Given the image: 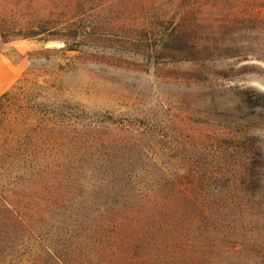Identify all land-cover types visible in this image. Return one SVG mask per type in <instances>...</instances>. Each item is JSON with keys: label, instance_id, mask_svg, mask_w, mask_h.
Returning <instances> with one entry per match:
<instances>
[{"label": "rangeland", "instance_id": "374dc122", "mask_svg": "<svg viewBox=\"0 0 264 264\" xmlns=\"http://www.w3.org/2000/svg\"><path fill=\"white\" fill-rule=\"evenodd\" d=\"M172 22L202 41L198 58L157 36ZM74 28L69 46L0 36V94L45 81L69 111L66 156L14 201L22 223L0 216V264H196L176 187L264 143V0H119Z\"/></svg>", "mask_w": 264, "mask_h": 264}, {"label": "trees", "instance_id": "16d2710c", "mask_svg": "<svg viewBox=\"0 0 264 264\" xmlns=\"http://www.w3.org/2000/svg\"><path fill=\"white\" fill-rule=\"evenodd\" d=\"M116 1L0 0V36L59 38L69 46L74 27L91 23ZM188 28L172 22L157 33L166 45L180 43L173 50L181 60L198 58L203 48L202 41L189 37ZM47 86L21 77L0 94V216L5 229L22 223L13 204L24 181L40 177V168L65 157L69 146V111L46 100L42 92ZM227 159L219 163L221 169L205 171L198 183L176 187L189 218L183 244L198 248L196 264H256L264 257V143L237 142Z\"/></svg>", "mask_w": 264, "mask_h": 264}]
</instances>
